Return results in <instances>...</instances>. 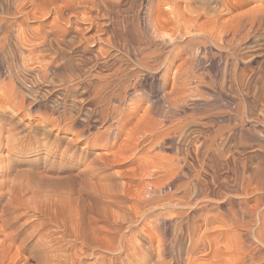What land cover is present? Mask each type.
<instances>
[{"label": "rangeland", "instance_id": "obj_1", "mask_svg": "<svg viewBox=\"0 0 264 264\" xmlns=\"http://www.w3.org/2000/svg\"><path fill=\"white\" fill-rule=\"evenodd\" d=\"M17 1L0 0V264H264V0H210L194 31L209 36L181 40L169 35L164 5L154 32L149 0H113L133 53L138 43L166 56L177 42H193L171 62L165 87L161 73L136 66L145 94L136 111L130 101L89 103L78 86L89 77L58 70L64 59L56 55L71 53L64 40L76 33H56L54 24L67 23L30 17L32 2ZM202 1L180 0L179 8ZM75 5L64 15L89 27L97 12ZM35 30L47 37L35 39ZM102 42L76 44L75 64L85 48V58L98 55L83 73L127 63L125 50ZM183 63L196 71V90L173 106L162 95ZM104 104L110 112L118 105L115 118L102 114Z\"/></svg>", "mask_w": 264, "mask_h": 264}, {"label": "bare ground", "instance_id": "obj_2", "mask_svg": "<svg viewBox=\"0 0 264 264\" xmlns=\"http://www.w3.org/2000/svg\"><path fill=\"white\" fill-rule=\"evenodd\" d=\"M22 0H18L17 2H21ZM25 1V0H24ZM27 1V0H26ZM44 1V0H43ZM113 0H79V1H76V0H72V1H68V0H50L47 4H41L39 2H41V0H30L29 2H32V15H30V17H36V14L37 13H42V16H50L51 14L55 17V19H59L62 20L63 22L67 23V26L68 27H61V25H55L54 23V29L56 31V33L59 31V34H63L65 36H67L68 34L70 33H76V35L73 36V38L71 40H68V41H65L64 40V43L66 46H75L73 49H71V53H67L66 50H62L61 52H59L56 56L57 58L58 57H61V54L63 55L62 56V59H64V64H63V67L62 68H58V70H62L64 69L65 71H71V76L74 77V78H78L80 80V78H82L83 76L87 75L89 77V81L88 82H80L79 81V87L81 88V92L83 95H89L88 96V100L89 103L92 101H95L96 102V98L97 97H101L102 100L107 103L108 105H110V103L112 101H114V104H115V101H119V103L121 105L125 104V102L127 101H130L129 104L131 105H134V109L133 110H137L138 109V106L140 107L142 104H141V101L145 100V94L144 92H142V89L141 87L139 88L138 85L141 84L139 83V79L136 80L133 76V75H137L135 73L136 71V66H140L142 69L144 70H156V73H161V83L163 85V87L167 86V77H168V72H169V69H170V66L171 65V62H173L176 58L179 57L180 55V52L186 50L187 47H189V45H193V42H187L186 41V46H179L178 45V42L177 44L174 45V47H172V50L171 51H168L169 53H167L166 56H164L163 54V49H162V53L159 51L157 52V50H150V48H138V45H137V49L135 48V52L133 53L132 52V46L130 45V42L127 43L128 40H125L127 38H122L123 36H127L128 33L126 34V27L123 26L124 29H122L120 23L119 22V19L117 18V15H115V8L113 9L114 6H112V3H115V1ZM189 1H192V0H189ZM149 7H146V10L148 11V19H150V22H151V26H152V29L154 30V32L156 31H161V28L164 26L162 24V22L160 21L158 15L156 16V12H155V9H159L162 5H164L165 7H167L169 10L168 11H165V10H161L160 12L163 13V15L166 13V14H170V19H171V24H173L174 26V30H173V33L169 34L173 39H179V36L183 34V36L185 34H190L191 33H194V34H197V35H202V36H209V35H206V33L204 34H200V33H195L196 31V25L198 24L199 22V19L204 15H208L209 13V8H208V4H210V0H203L202 1V5L200 8H189V7H185L186 9L184 10V8L182 10H180L179 8V2L180 0H149ZM71 3V4H70ZM75 3H77L78 5H80L81 7L84 8L85 11L88 10V12H91L92 11H96L97 14L96 16L94 17H90L91 21L89 22L90 25H88L89 27H86V28H79L77 29L75 26L77 24V22L74 20L72 21L71 17H68L66 18V16L64 15L63 13V10L64 9H67V8H72V5H75ZM187 3V2H186ZM77 5V6H78ZM116 5V4H115ZM181 5V4H180ZM76 6V5H75ZM74 6V7H75ZM76 6V7H77ZM148 6V5H147ZM80 8V7H79ZM182 8V6H181ZM22 9V8H21ZM74 9V8H73ZM82 9V8H80ZM68 10V9H67ZM78 10V9H77ZM83 10V9H82ZM22 11V10H21ZM65 11V10H64ZM117 11V10H116ZM28 12V11H27ZM30 12V11H29ZM70 12H72L70 10ZM76 12L78 11H75V13H73L74 15L76 14ZM119 12V11H118ZM80 13V12H79ZM89 13V14H91ZM83 14V12H82ZM85 14V13H84ZM83 14V15H84ZM117 14V13H116ZM87 15V14H86ZM85 15V16H86ZM52 16V17H53ZM78 16V15H77ZM100 16V17H99ZM160 16V14H159ZM166 16V15H165ZM164 16V17H165ZM161 17H163L161 15ZM169 17V16H168ZM102 18L101 20L104 19L105 23H100V21L98 22V20ZM213 18V17H212ZM54 19V20H55ZM214 19V18H213ZM53 20V22H55ZM208 20V19H207ZM126 21V20H125ZM123 21V22H125ZM129 21V20H128ZM212 21V20H211ZM122 22V24H123ZM127 22V21H126ZM56 23V22H55ZM129 24V23H127ZM214 24V23H213ZM124 25V24H123ZM201 25V24H200ZM209 25V24H208ZM210 25H211V22H210ZM216 25V24H215ZM222 25V24H221ZM79 26V25H78ZM127 26V25H126ZM214 26V25H213ZM214 28V27H213ZM212 28V29H213ZM95 29L96 31V34H91V35H87V33H83L86 31H90V30H93ZM97 29V30H96ZM128 29V27H127ZM129 30V29H128ZM195 31V32H194ZM33 36H35L34 38L36 39H40L42 38L43 34H41L40 31H33ZM61 32V33H60ZM216 32V31H215ZM225 32V31H224ZM130 34V33H129ZM158 34V33H156ZM178 34H180L178 36ZM229 35V34H228ZM106 36V37H105ZM47 37V36H46ZM46 37H43L44 39ZM130 37V36H129ZM156 37V36H155ZM187 37V36H186ZM211 37V35H210ZM162 38V37H161ZM182 38V37H181ZM212 38V37H211ZM217 38V37H216ZM128 39H131V38H128ZM164 39V38H163ZM101 40H103L104 43L110 45L112 48H114L116 51H121L123 52L122 50H125L127 54L126 56V60L125 62L127 63H124L122 61V57L120 58V60L122 61V65H117V61L116 62H104L103 64L101 65H95L94 64V69L97 68L98 70L93 72V70H89L87 73H83V69H82V66L81 65H84L85 63L93 60L95 57H98V55H93L94 57H87L85 58V55L87 52H91L92 50L88 49V50H85L82 51V53L80 55V64H75L74 63V60H73V54L74 52L76 51L77 49V46H81L83 45L84 43L86 44V42H89V44L91 43V47L93 46H96L97 43H101ZM165 40V39H164ZM172 40V39H171ZM181 40V39H179ZM187 40V39H186ZM215 40V39H214ZM218 40V38L216 39ZM221 40V39H220ZM132 41V40H131ZM166 41V40H165ZM175 41V40H174ZM102 42V44H103ZM173 42V40H172ZM217 42V41H216ZM175 43V42H174ZM39 44V43H38ZM76 44H78L76 46ZM135 45V44H134ZM142 45V44H141ZM38 48L41 47V45H37ZM85 46V45H84ZM99 46V45H98ZM101 46V45H100ZM145 46V45H144ZM143 46V47H144ZM110 47V48H111ZM68 48V47H67ZM84 48V47H83ZM99 49V48H98ZM102 50V48H100ZM159 49V48H158ZM159 49V50H161ZM182 49V50H181ZM78 50V49H77ZM100 50V51H101ZM188 50V49H187ZM103 52V50H102ZM101 52V53H102ZM105 52V51H104ZM112 52V51H111ZM120 52V53H121ZM96 53V52H95ZM100 52H97V54H99ZM106 53V52H105ZM114 53V52H112ZM111 53V54H112ZM116 53V52H115ZM119 53V54H120ZM118 54V53H117ZM116 54V55H117ZM163 54V55H162ZM182 54V53H181ZM102 55V54H101ZM107 56H110V55H107ZM115 56V55H114ZM164 56V57H163ZM56 58V59H57ZM119 59V55L117 57ZM163 58V59H162ZM61 59V58H60ZM114 59V58H113ZM191 59H193L191 57ZM196 58H194L195 60ZM105 60V59H104ZM158 60H162V61H158ZM187 60V59H186ZM190 61V59H188ZM193 60V63L196 61ZM107 61V60H106ZM133 61H135V63H133V65L131 63H129ZM153 61H155L156 63H153ZM188 61V62H189ZM93 62V61H92ZM119 62V60H118ZM187 61L184 62V63H188ZM191 62V61H190ZM52 63V61H51ZM63 63V62H62ZM184 63L179 65L177 67L176 72L174 73V76L172 77L173 78V87L171 90L169 91H164L165 92V95H162L164 96V98L168 101H170L173 106H176V105H179L177 104L179 101H184L187 97H189V93H187L188 91L190 92H193V88L194 87H191L193 86V83H195L194 81L197 79V76L195 74V72L192 70V69H186L185 67L188 68V66H184ZM90 64V63H89ZM93 64V63H92ZM191 64V63H190ZM61 65V64H59ZM124 65H128V66H132V67H124ZM193 65V64H192ZM58 66V65H57ZM55 68V67H54ZM192 68H195V67H192ZM141 70V69H140ZM55 71V70H54ZM57 71V72H59ZM64 71V72H65ZM64 72H62L64 74ZM143 72V71H142ZM145 72V71H144ZM60 73V72H59ZM135 73V74H134ZM139 73V71H138ZM141 73V72H140ZM56 74V73H55ZM62 74V75H63ZM68 75V73H66ZM145 74V73H143ZM153 74V73H152ZM151 74V75H152ZM171 74V73H170ZM169 74V75H170ZM147 75V73H146ZM156 75V74H155ZM154 75V77H155ZM139 76V75H138ZM137 76V78H138ZM143 77V76H142ZM202 77V76H201ZM70 78V77H69ZM157 78V77H156ZM72 79V78H70ZM154 79V78H153ZM65 80V79H63ZM77 80V79H75ZM82 80V79H81ZM141 81V80H140ZM139 83V84H138ZM196 84V83H195ZM194 84V85H195ZM161 85V86H162ZM189 87H186L188 86ZM78 86H75L73 87V89L71 88H68L67 92L68 93H71V94H76L77 92L75 91L76 87ZM196 86V85H195ZM79 88V89H80ZM141 89V91L138 90ZM78 89V88H77ZM76 89V90H77ZM195 89V88H194ZM196 90V89H195ZM66 92V93H67ZM195 92V91H194ZM102 93H105L104 96H101ZM144 95H143V94ZM79 94V93H78ZM133 94V95H132ZM91 95V96H90ZM75 96V95H74ZM100 101V100H99ZM98 101V103H99ZM102 102V101H101ZM143 103V102H142ZM181 103V102H180ZM94 104V102H93ZM100 104V103H99ZM98 104V105H99ZM113 104V103H112ZM119 104V105H120ZM145 104V102H144ZM98 105H96L98 107ZM105 105V104H104ZM103 105V106H104ZM181 105V104H180ZM183 105H186V104H183ZM101 106V105H100ZM112 106V105H111ZM128 106V103L127 105ZM239 111L242 110V105H239ZM93 107V106H92ZM116 107H118V105H116ZM116 107H114V109L116 110ZM124 107V106H123ZM113 108V107H112ZM119 108V107H118ZM122 108V107H121ZM126 108V107H125ZM131 108V107H129ZM173 108H176V107H173ZM92 109H95L92 108ZM111 109V107H110ZM112 109V112L109 111V106L105 105L104 108H102V114H106V116H111L113 115V110ZM124 109V108H123ZM123 109H118L120 111L119 115H125V113L127 112H124ZM127 109V108H126ZM125 109V110H126ZM96 110V109H95ZM94 110V111H95ZM114 110V111H115ZM129 110V109H128ZM132 110V111H133ZM135 110V111H136ZM149 110V109H148ZM244 110V109H243ZM98 111V110H97ZM117 111V110H116ZM134 111V112H135ZM145 111V110H144ZM173 111V110H172ZM93 112V111H92ZM130 113L131 110L129 111ZM116 113V112H115ZM241 113V111H240ZM94 114V113H92ZM96 114V113H95ZM94 114V115H95ZM104 114V115H105ZM118 114V113H116ZM116 114H114L116 116ZM134 114V113H133ZM132 114V115H133ZM145 114V112H144ZM149 114V113H148ZM91 115V114H90ZM111 116V117H114ZM130 115V114H129ZM100 116V114H99ZM118 116V115H117ZM127 116V115H126ZM131 116V115H130ZM120 117V116H119ZM117 118V123L120 122L121 120H124V119H120V118ZM122 117V118H123ZM105 118V117H104ZM115 118V117H114ZM130 118V117H129ZM132 118V117H131ZM145 118V116H144ZM144 118H142L143 120H145ZM112 119V122H113V118ZM110 119V120H111ZM128 119V118H127ZM89 120V119H88ZM108 120V119H107ZM129 120V119H128ZM77 121V120H76ZM110 122V121H109ZM127 122V121H126ZM125 122V123H126ZM141 124L143 125V121H141ZM143 122V123H142ZM121 123V122H120ZM124 123V121H123ZM114 124V123H113ZM113 124H110V126H108L106 129V131H104L103 133L99 132V134H97L100 138H101V135L102 137L104 136V138H108V135L111 134V129H112V126ZM147 125V123H145ZM149 124V123H148ZM125 125V124H124ZM138 125V124H137ZM142 125H139V127L141 126V128H143ZM158 125V124H157ZM154 126V125H153ZM160 126V125H159ZM126 127V126H125ZM125 127L123 126L122 128H124L123 130H125ZM139 127L136 126V128L139 129ZM116 128V127H115ZM114 128V129H115ZM118 129H121V125L117 127ZM135 128V126L133 127ZM145 128V126H144ZM157 128V127H155ZM171 128V127H170ZM117 129V130H118ZM121 130V133L122 131ZM134 130V129H133ZM154 130V128H153ZM116 131V130H115ZM126 131V130H125ZM123 131V132H125ZM140 131H142V129H140ZM250 131V130H249ZM114 132V130H113ZM120 132V131H119ZM117 133V132H116ZM83 134V133H82ZM115 134V133H113ZM118 134V133H117ZM97 136V137H98ZM115 136V135H114ZM96 137V138H97ZM116 137L115 136V139L113 138V140H116ZM138 138V136H136ZM95 138V139H96ZM100 138H98L100 140ZM109 138H111L109 136ZM118 138V137H117ZM133 139V137L131 138ZM97 140V139H96ZM163 140V139H162ZM98 141V140H97ZM101 141V140H100ZM102 141H106L105 139H103ZM133 141V140H132ZM135 141V140H134ZM136 141H138L136 139ZM96 142V141H95ZM110 142V141H109ZM108 142V143H109ZM128 144L129 141L127 142ZM136 143V142H135ZM137 144V143H136ZM107 146V144H106ZM131 148V144L129 146ZM132 149V148H131ZM262 169V168H261ZM177 170V168H176ZM262 174V173H261ZM174 175V174H173ZM182 177V176H181ZM263 224V223H262ZM263 238V237H262ZM262 240V239H261ZM264 240V239H263ZM262 240V241H263ZM264 244V242H261ZM79 259V258H78ZM66 261V260H65ZM71 261V260H70ZM76 261V260H75ZM80 262V261H79ZM63 263V262H62Z\"/></svg>", "mask_w": 264, "mask_h": 264}]
</instances>
